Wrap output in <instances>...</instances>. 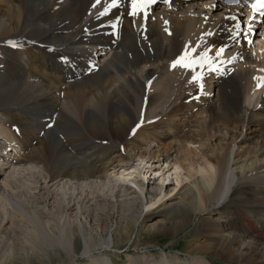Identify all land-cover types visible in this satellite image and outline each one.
<instances>
[{
    "label": "bare ground",
    "instance_id": "6f19581e",
    "mask_svg": "<svg viewBox=\"0 0 264 264\" xmlns=\"http://www.w3.org/2000/svg\"><path fill=\"white\" fill-rule=\"evenodd\" d=\"M138 7L133 16L131 0H0V264L11 263L15 253L30 262L39 255L29 264L45 258L113 264L109 251L119 246L118 225L123 219L140 223L142 209L172 192L165 182L170 172L164 176L172 167L178 184L199 177L189 204L208 218L233 202L230 193L244 195L235 201L237 219L220 223L212 241L196 243L181 264H213L212 253L230 264H255L260 254L264 259V239H258L264 197L254 202L247 193L252 187L264 192V157L255 156L240 173L231 165L248 154L238 142L264 147V26L253 16L243 27L239 6L225 0H146ZM94 28L104 38L93 37ZM186 46L184 63L193 66L173 67ZM222 74L229 77L221 106L212 107L209 123L207 115L202 119L204 129L195 125L197 141L183 129L177 134L163 126L181 114L178 106L195 85L207 94ZM194 75L202 79L190 82ZM37 115L53 116L34 121ZM46 130L54 135L52 146L36 147L29 156L31 141ZM208 130L219 144L206 157ZM197 142L198 160L183 167L178 153L190 155ZM22 151L23 162L17 160ZM157 171V181L146 180ZM248 213L263 218L261 228ZM193 219L181 215L175 226ZM251 234L252 246L243 240ZM129 264L176 263L166 253H143Z\"/></svg>",
    "mask_w": 264,
    "mask_h": 264
},
{
    "label": "rangeland",
    "instance_id": "374dc122",
    "mask_svg": "<svg viewBox=\"0 0 264 264\" xmlns=\"http://www.w3.org/2000/svg\"><path fill=\"white\" fill-rule=\"evenodd\" d=\"M242 26L245 27L244 24ZM96 30L97 28H94L93 31L91 32V34H93V37L96 36V34H98L97 32H99V28L98 31ZM96 38L97 39L104 38L102 37V32L99 35H97ZM254 43L255 40H253L252 43H249L250 44L249 46H252V44ZM42 74H44V72H42ZM228 77H229L228 74L216 75L212 80V83L215 86L207 94H205V92L202 91L203 89L201 88L202 87L201 85L198 86L195 85L192 91L189 92V96L186 98V100L181 105L178 106V109L180 111H177L176 113L177 114L181 113V114L173 115V116L171 115L170 118L165 119L163 121L164 124L163 126L167 129H170L171 133L173 132V128L178 129L177 134L180 129H183L186 131V137L190 138L192 141L194 140L197 141L199 138L195 135V130L198 129V127L199 130L200 128L204 129L203 120H205L206 115H207L206 121L207 123H209L208 119H209V115L212 113L211 109L213 106H217V103H218V107L221 106V97L223 95V91L225 90L224 82L227 80ZM217 80L219 81L216 82ZM218 100L220 102H218ZM197 102L201 103L202 105L197 104ZM48 116L43 117L42 115H37L36 117L32 116V119H34V121L47 122L53 115H48ZM17 117H19L18 114L15 115V119L18 121ZM52 120L53 119H51V121ZM195 125L198 127H196ZM171 126L172 128H170ZM51 128L52 126H50V128H48L47 130L49 131L51 130ZM11 131L13 133H16V130L12 127H11ZM48 131H47L48 135H46L45 131L37 133L35 141H31L32 148L29 150L30 151L29 156L32 155L31 152L36 147L38 148L44 147L43 149L46 151L49 149V147L52 146L51 142H52V138H54V135L52 134V132L48 133ZM255 134L256 133H251L250 135L253 136ZM173 137L174 134L169 138H173ZM220 138H221L220 141H223V136H221ZM255 139L256 138L253 137V141H255ZM204 141H205L204 143L205 148L203 149V152L206 155V157H208L210 156L213 150L211 146L218 145L219 141L216 140L214 131H210V130H208V132L206 133V136L204 137ZM161 143L162 145L165 144L164 141H162ZM255 143L256 142L247 145V144H243L241 141L238 142V144L241 146L240 152H242V150H247L248 154L246 152H242L240 156L236 157L235 161L231 163L232 168H234V171L236 173H240L242 168L247 169L246 165L251 164L255 156L258 160L264 157V153L261 151L262 149H264V147L262 148H260V146L256 147ZM172 144L174 145V143ZM153 148H154L153 150H157V146H154ZM191 148H192V152L190 153V155L183 157L181 155V152L178 153L177 155L178 160L180 161V165L182 164V166L185 168L188 167V163L192 160V158L194 160H198L197 151L200 149L199 142L191 144ZM195 149H196V153L194 152ZM251 151H256V153L250 155L249 152ZM24 155L25 153L24 151H22L19 157L17 158V160L23 162L22 157ZM131 170L132 169L130 168L126 172H132ZM168 172H170L169 180H165V182H171V186L167 187V189L174 188L172 192L170 194L165 195L162 200H160L157 204L153 205L151 208L142 209L143 219H141L140 223H134L131 222L130 220L123 219L121 221V224L118 225L117 229L115 230L114 238L118 242L117 244L119 246H115L114 248H111L109 251V259L113 262V264H129L131 257H136V256L138 257L143 253L150 254L151 257H155V258H158L160 253H166L168 257L171 258L172 261H174L176 264H181L182 261L188 259L190 255L189 254L190 250L192 247L196 245V243L198 242L208 243L212 241L213 231H215L216 228H219L220 223L223 225L225 221H227V223H233L237 219V215L235 213L236 211L239 210V207L235 204V201L244 198L242 192L235 191L232 195L230 193L229 195L233 199V202L227 203L221 209H219L218 212L212 213L208 218L207 214H202L198 212L197 206L191 208L189 204V202L194 200L196 196V192L193 189L192 182L194 181L195 178L198 179L199 177H196V175L193 179L187 177L186 180L182 182V184L181 183L178 184L174 179V175H172L174 173L173 167L170 168L166 173H164V176H166ZM144 176H146L145 177L146 180L151 179L157 181L161 177V173H159V171H157V174H155L154 172H148V174ZM171 179L172 181H170ZM247 193L249 194L251 193L254 195L255 198L254 202L258 201V197L259 198L264 197V192L262 191L256 192L255 187H252ZM227 199H225V202L228 201ZM217 206L218 205H213V208H216ZM181 215H183L184 218L190 217L193 219L194 216L196 217L192 221L190 220L188 223L181 225L183 227L180 229L179 227L175 226V224L181 222L179 221V219H181ZM254 215H255L254 213H250V214L248 213V216L253 221V224L254 225L257 224V226L261 228L262 225L261 223H259V221H262L263 218L261 216L257 217L256 215L255 216ZM204 216L207 218H205L203 221H200L201 217ZM206 224L207 226L210 227L214 226L215 228L210 232L206 230L207 229ZM240 224L239 226H243V224L241 225ZM227 230L231 231L229 229ZM98 233H101V229L98 230ZM19 235L22 236V232L21 234L19 233ZM253 238L254 237L251 234L250 236H246V238L243 240L246 241L247 244L252 246ZM258 239L259 242L262 243L264 239V232L262 233V235H260V238ZM0 244L3 245L2 241ZM261 255L262 254L252 259L253 261L251 263L258 264L260 262L261 264L264 261ZM15 256L16 258L14 257V260H12V262L9 264H13V263L29 264L31 262H34L33 260H36L39 255L33 256L31 262L27 261L23 255H19L15 253ZM209 259L212 260L213 264H230L229 259L219 255V253H212L211 255H209ZM25 260L27 261L26 263ZM47 260L45 258L40 263L60 264L56 259H53L52 261L49 260L47 261ZM87 261L88 260H85L84 262L86 263ZM233 264H239V263H233Z\"/></svg>",
    "mask_w": 264,
    "mask_h": 264
},
{
    "label": "snow or ice",
    "instance_id": "6c2138e0",
    "mask_svg": "<svg viewBox=\"0 0 264 264\" xmlns=\"http://www.w3.org/2000/svg\"><path fill=\"white\" fill-rule=\"evenodd\" d=\"M97 2H99V0H97ZM146 2V0H131V4H132V8H133V11H131L129 13V15H137L139 13V11L141 10L138 5H141V4H144ZM147 2H154V0H147ZM233 2H235V0H233ZM115 6V4L113 5ZM209 35H211V33H209ZM236 35H239V33H237ZM196 47H200V45H197ZM192 51L194 52L195 49L193 48ZM225 51V49L223 47H221L219 49V51L216 53L217 56H220L223 52ZM189 53H188V46H186V50L184 52V54L182 56H180L176 61H174L173 63V67H176V66H182V67H185V68H189V67H192L193 65L192 64H188V63H184L186 57H188ZM207 56V50L201 55L200 57V60H204V58ZM196 62L193 61V64H195ZM201 67H203V64H201ZM209 70L210 71H216L218 70V68H213L211 67V65H209ZM199 79H202V76L201 77H198L196 75H194L192 77V81L190 82H197Z\"/></svg>",
    "mask_w": 264,
    "mask_h": 264
}]
</instances>
